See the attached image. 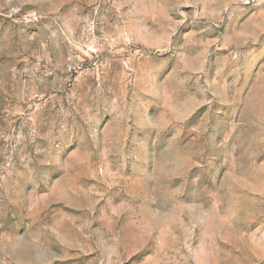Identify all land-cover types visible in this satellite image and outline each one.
<instances>
[{
  "label": "rangeland",
  "instance_id": "rangeland-1",
  "mask_svg": "<svg viewBox=\"0 0 264 264\" xmlns=\"http://www.w3.org/2000/svg\"><path fill=\"white\" fill-rule=\"evenodd\" d=\"M0 264H264V0H0Z\"/></svg>",
  "mask_w": 264,
  "mask_h": 264
}]
</instances>
